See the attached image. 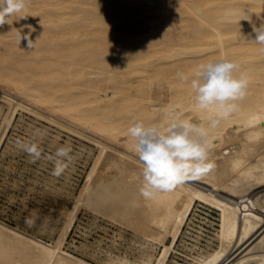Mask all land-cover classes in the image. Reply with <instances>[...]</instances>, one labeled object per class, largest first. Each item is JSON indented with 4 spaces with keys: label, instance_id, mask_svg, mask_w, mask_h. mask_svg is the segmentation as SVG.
<instances>
[{
    "label": "bare ground",
    "instance_id": "6f19581e",
    "mask_svg": "<svg viewBox=\"0 0 264 264\" xmlns=\"http://www.w3.org/2000/svg\"><path fill=\"white\" fill-rule=\"evenodd\" d=\"M27 9L0 25V98L12 116L18 108L36 113L22 97L35 101L101 148L58 239L0 221V264H93L64 248L82 208L143 238L140 261L107 264H168L197 202L215 206L220 224L215 248L188 253L189 264H264V45L253 30L264 24V0H27ZM172 12L189 31L159 36ZM221 57L237 61L249 84L238 111L211 127L177 73ZM172 108L207 129L214 167L196 180L209 186L193 180L145 199L127 129L134 117L164 124Z\"/></svg>",
    "mask_w": 264,
    "mask_h": 264
},
{
    "label": "rangeland",
    "instance_id": "374dc122",
    "mask_svg": "<svg viewBox=\"0 0 264 264\" xmlns=\"http://www.w3.org/2000/svg\"><path fill=\"white\" fill-rule=\"evenodd\" d=\"M109 10L104 9L106 13H110ZM173 15L180 18L178 12H172L173 20L170 22L172 28L170 26L156 30L155 32L159 31L157 32L159 36L166 33L169 35V33L180 34L183 31H189L187 28H182L189 21L186 20L185 23L184 20L181 23ZM182 17L189 18L187 15ZM139 20L142 21L143 18H137L136 21ZM143 27L142 31L137 27V30L132 29L136 31L135 34H145L147 38H152L154 34L158 36L157 33L152 34V31L144 32ZM132 29L126 28L125 31L128 33L133 31ZM125 31L118 33L127 34ZM22 100L25 104L28 102L30 109L36 108V113L18 108L12 116L10 105L0 98L2 109L0 113V221L22 232L29 231V234L32 233L31 235L43 241L53 242L58 239L65 219L72 211L101 147L97 142L80 134V130L84 132L83 128L76 127L77 125L71 126L73 123L69 118L49 111L35 101L30 102L28 98L22 97ZM30 103L35 106L30 107ZM52 118L55 120L53 121ZM75 128L81 129L78 132ZM38 130L43 135H40ZM91 133L85 130V135L88 136ZM91 136L114 145L93 133ZM33 141L38 144L40 150V156L35 159V162H32L33 157L18 147V142ZM61 146L71 147L72 160L65 161L68 166L57 175L55 154ZM194 182L195 185L204 189H207V185L209 186L203 181ZM219 218L220 211L215 206L197 202L177 240L176 251L171 254L168 264H189L188 253L191 254L200 249L208 250V245L215 248L217 241L214 238L216 229L219 228ZM122 228L82 208L64 248L69 253L93 264H107L113 258L118 259L119 257H128L132 262L140 261L142 253L146 250L142 245L143 238L131 229ZM161 249L157 248L154 254L157 255Z\"/></svg>",
    "mask_w": 264,
    "mask_h": 264
},
{
    "label": "clouds",
    "instance_id": "9594fccd",
    "mask_svg": "<svg viewBox=\"0 0 264 264\" xmlns=\"http://www.w3.org/2000/svg\"><path fill=\"white\" fill-rule=\"evenodd\" d=\"M27 10V0H0V25L8 24V17ZM253 30L256 33L254 41L264 45V24ZM177 76L190 87L195 106L207 115L211 127L238 111L236 101L245 97L249 84L247 74L240 72V64L226 57L201 63L189 74L178 72ZM164 116V124L145 123L134 117L127 129L142 165L138 174L139 191L149 200L155 199L159 192L172 191L199 179L214 167L210 160L212 142L204 124L181 119L174 108L166 111ZM18 147L33 157L32 162L40 156L35 141L18 142ZM71 151L70 146L56 150L57 175L68 166L65 161L72 160Z\"/></svg>",
    "mask_w": 264,
    "mask_h": 264
}]
</instances>
